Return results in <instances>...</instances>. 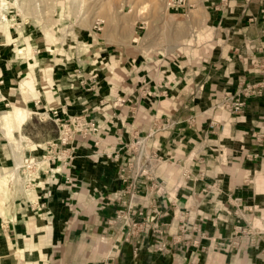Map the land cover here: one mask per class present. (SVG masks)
Masks as SVG:
<instances>
[{"label": "crops", "instance_id": "obj_1", "mask_svg": "<svg viewBox=\"0 0 264 264\" xmlns=\"http://www.w3.org/2000/svg\"><path fill=\"white\" fill-rule=\"evenodd\" d=\"M251 2L238 0L228 11L220 6L212 11L217 39L212 42L214 45L207 53L208 57H203L200 62L176 57L166 60L158 55L134 61L129 70L122 62L121 80L117 83L111 70L94 80L90 77L91 71L82 67L78 59L64 61L59 58V65L53 71L58 92H51L49 96L43 91L37 98L23 81L41 59L49 58L38 55L34 60L31 55L22 60L10 48V39L0 37V117L13 110L14 105L29 111L28 119L12 132L15 137H22L25 156L39 160L44 153L39 145L44 147L48 141L59 137L60 124L52 116V108L63 107L69 115L85 113L110 126L109 134L102 135L99 146L95 145V137L79 143L71 165L64 167L58 162L48 168L44 166L45 172L33 183V188L36 198L45 202L46 216L54 224L37 228L39 220H32L30 214L34 212L27 202L24 207L27 212L19 211L15 221H0V250L5 255H13L8 238L13 246L26 251V242L40 233L39 229L43 233L51 231V246L45 259L21 254L25 264H264L263 230L253 244L244 238L241 247L230 244L236 237L234 228L241 220L229 199L231 196L242 198L244 204H257L264 209V182L252 178L253 171L264 168V143L256 145L252 139L253 131L264 130V94L247 100L242 121L237 116L224 126L221 122L215 124L211 117L214 100L226 91H237L239 81L264 80V72L254 70L252 66V59L264 57V1ZM123 56L128 57L126 53ZM141 87L148 89L147 97L141 96ZM119 96L129 100L116 108L113 104ZM135 104H138L136 121L132 114ZM66 114L60 112L61 118H66ZM155 115L174 121L170 129L158 136L163 153L174 151L176 147L171 144L175 142L186 156L198 158L200 155L202 159V177L184 183L177 192V206L183 207L194 197H202L204 190L215 182L220 191L214 196L208 194L190 214L204 232L202 237L198 236L201 238L198 245L182 242L160 252L155 249L151 236L145 239L139 253L133 254L131 246L124 244L120 253L107 258L108 242L116 234L108 228V220L118 207L116 203H110L107 196L120 188L121 183L117 179L115 163L106 158L94 160L92 156L107 147L117 146L122 138L120 134L129 139L128 130L133 122L146 131ZM220 145H227L230 154L228 161L231 163L227 168L233 167L236 171H223L217 175L221 165ZM245 150L260 154L263 160L245 163ZM14 164L13 144L7 131L0 126V169ZM238 168L244 171V176L239 178L236 176ZM195 171L198 172V168ZM209 172L212 173L210 176ZM159 203L163 209L168 205L167 215L161 221L169 222L173 216L171 201L164 196L159 198ZM142 204L148 205V200L144 198ZM32 249L30 253L35 252ZM12 261L18 264L14 258Z\"/></svg>", "mask_w": 264, "mask_h": 264}, {"label": "rangeland", "instance_id": "obj_2", "mask_svg": "<svg viewBox=\"0 0 264 264\" xmlns=\"http://www.w3.org/2000/svg\"><path fill=\"white\" fill-rule=\"evenodd\" d=\"M2 1L5 3L4 5L1 4ZM166 1L167 0H1L0 11L5 15L6 19L0 20V37L7 36V38H16L18 42H21L25 37L35 34L36 43L32 47L34 51L27 56L33 55L34 60L38 58V55L40 57L56 59L57 65H59V58L64 61L78 59L82 67L91 71V79L93 78L95 80L96 77L102 78L104 74H108L111 70L113 71L111 72L113 78L118 79V81L116 80L115 82L119 83V80H121L119 79V72H121L120 66L122 62L126 64L129 70L130 66L134 64V61L140 62L143 59H152V56L158 55L161 58H166V60L168 59L167 57L171 59L176 57L178 59H195L197 62H200L203 57L207 58V53L211 51L214 45L212 42L217 39L215 38L216 29L213 23V16L211 15L212 11L218 6L228 11L229 8L231 9V6H234L232 3L238 0H188L189 3L194 6L191 11L186 14L179 8L170 11L167 9L166 11ZM248 1H252V4L256 2V0ZM252 9H255L254 5H252ZM97 19L104 20L105 22L100 31L93 30V24ZM10 48L12 51L15 49L13 43ZM111 53L116 55L111 56ZM123 53H126L128 57L125 58ZM179 55L181 56L179 57ZM40 61L36 67L40 65ZM91 66L95 67L91 69ZM108 69L109 71H107ZM23 85H25L24 82ZM49 92L56 93L58 89H51ZM215 103L216 99L214 100V104ZM214 104L212 105L213 111L211 110V112L214 113L211 114V117H214L213 120L215 124L222 123L225 126V124L231 123V120L237 116L240 117V121L244 120L241 115H243L246 108L240 114H229L227 111L220 110L219 108L215 109ZM16 138L19 144L18 151L23 153L22 137L17 136ZM252 139L256 145L264 143V141H256L253 135ZM171 146L176 147V149L168 153H163L162 151L166 162L162 168L158 170L159 176L169 182V187L173 188L172 186L175 185V182L184 181L183 174H181L182 172L180 173V170H182L181 166L175 163L174 158L172 159L176 154H179L178 158L182 157V163L185 165L184 167L189 169L190 179L196 177L201 178L202 173L200 170L203 171V169L201 167L202 159L200 155L197 156L198 158H193L191 155L186 156L181 148H177L175 142L171 144ZM226 146L220 145L218 147L221 165L218 166L217 175L221 174L223 171H236L233 167L227 168L231 162L228 161L230 159V154H228ZM197 151L198 150H195V152ZM96 153L94 155H96ZM193 154L195 153H192V155ZM243 157L246 158L245 163L248 160H258V162L263 160L260 154L246 150L243 152ZM99 158L101 157L93 159L99 160ZM44 166L48 168V162L44 164ZM15 168L16 160L13 166L3 170L0 169V175L7 173V171H12ZM196 168H198V172L195 171ZM60 171L59 169V172ZM242 171L238 168L236 172L238 178L244 176ZM24 172L25 168L21 166L17 172L21 180L19 179L20 181L14 186L13 191L11 193L9 192L13 202L21 207V209L18 208L20 213H22V211L27 212L24 209L26 203L33 202L32 200L36 199L35 194L33 199H30L28 193L29 189L33 188V186L27 188L28 192H22V190H24L23 183L25 180H28ZM210 174L212 173L209 172V176ZM252 174V178H255L257 182H264L263 167L256 169ZM71 181L70 179L69 182ZM208 187L209 188L204 190V195L202 197H194L190 200V203H186L183 207L177 206L178 191L175 192L170 189L173 198L171 196L166 197H168L170 201L173 200V202L176 203V207L171 206L176 210L177 216H179V211L187 208L189 210V217L191 218L190 222L197 223L201 227V224L196 222L195 217L190 216V214L197 209L196 204L198 205L199 203V205H201L204 202L203 199L209 196L208 194L214 196L220 191L216 182L211 188L210 186ZM230 204L235 207L231 202ZM246 206V209H244L243 206L240 208L235 207L236 215L241 220L238 225L253 226V231H255V233H261V230L264 231V209L257 204ZM32 212H34L30 214L32 220L34 222L39 220L37 225L44 223L54 224L53 220L46 216L44 209L39 212L32 210ZM20 213L18 212L17 215ZM162 219L163 218L160 219V222ZM0 221H2V223L6 222L2 217H0ZM175 223L177 224V221H175ZM170 230L172 233H176L177 226L171 227ZM201 231L204 235L202 227ZM186 234L188 236L191 234V237L197 242L193 243L194 241L191 239L189 244L187 243L188 240H181L174 243L171 236L164 235V239L169 241L167 249L173 248L182 242L196 246L201 239L198 236H203L201 233L191 230L187 231ZM50 236L51 231L48 230V232L45 233L46 239L49 238L46 241L47 243H52ZM8 239L7 241L11 244L10 253L13 255L7 256L0 250V256H4L3 258L6 264H13V258L15 263L18 261V264H25L23 256L21 253H18L20 249L13 246L11 243L12 240ZM19 240L23 241L22 238ZM152 240L153 243H155L154 238ZM123 245L124 244L117 239L115 234V238L108 242V250H106L107 252L105 253L106 257L112 258L120 253ZM155 249L158 250L156 246ZM24 254L28 258H33L32 253Z\"/></svg>", "mask_w": 264, "mask_h": 264}, {"label": "built area", "instance_id": "obj_3", "mask_svg": "<svg viewBox=\"0 0 264 264\" xmlns=\"http://www.w3.org/2000/svg\"><path fill=\"white\" fill-rule=\"evenodd\" d=\"M166 3L168 11L179 8L185 14L191 11L194 6L188 0H167ZM104 23V20L97 19L93 24V30L100 31ZM252 66L254 70L264 72V57L252 59ZM163 93L166 96L168 92L165 89ZM263 94L264 80L255 83H246L241 80L237 91H226L216 99L214 108L227 111L229 114H240L246 108L248 99L261 97ZM141 96H148L147 88L141 87ZM127 100L129 99L119 96L113 106L120 107ZM137 108L138 104L132 107L134 121L137 119ZM60 112L66 114L63 107L51 109L52 116L60 124L59 137L56 140L48 141L44 147L39 145L38 148L44 151L40 159L37 160L32 156L23 154L22 168H25L24 173L28 177V180L24 182L26 188L33 186V183L45 172L44 164L47 162L48 166L59 162L63 163L62 166L67 167L73 162L79 143L87 141L90 137H95V145L99 146L103 140L102 135L107 136L109 134L110 126L108 124L105 122L101 124L96 119L89 118L85 113L66 114V118L62 119ZM134 123L128 130L129 139L120 134L122 138L117 146L107 147L102 152H97L96 155L92 156L94 159L101 157L115 163L117 179L121 183L120 188L107 196L110 203L113 202L118 205L115 214L108 220V228L116 233L117 239L123 244L131 246L133 254L140 252L145 239L151 236L154 238V244L159 251L166 250L169 244V241L164 239V235L171 236L174 243L188 240L187 243L189 244L191 239L194 241L193 243H196L197 241L191 237L192 235L188 236L186 232L191 230L202 234L201 227L197 223L190 222L191 218L187 208L179 211V216L173 209L172 220L160 222V219L167 215L168 205L166 204L164 209L159 207V198L172 197L170 189L176 192L185 182L190 180V171L184 167L182 157L178 158L179 154H176L172 159L174 158L175 163H178L182 168L180 173L183 174V182H175L173 188H170L169 182L158 174V170L166 162L158 136L161 132L170 129L174 125V121L170 117L155 115L146 131ZM252 135L256 141H264V130L254 131ZM144 198L148 200V205L142 204ZM229 199L236 208L242 206L244 209L247 208L243 204L242 198L231 196ZM32 201L30 202L32 210L39 212L45 208L46 204L41 198L37 197ZM171 205L176 207L173 200ZM174 226H177L176 233H172L170 230ZM234 234L236 237L231 240L230 244L234 247H241L243 238L247 240V243L253 244L260 232L255 233L253 226L237 224L234 228Z\"/></svg>", "mask_w": 264, "mask_h": 264}, {"label": "bare ground", "instance_id": "obj_4", "mask_svg": "<svg viewBox=\"0 0 264 264\" xmlns=\"http://www.w3.org/2000/svg\"><path fill=\"white\" fill-rule=\"evenodd\" d=\"M1 4L4 5L5 3L2 1ZM165 6H166L165 9L167 11V3L165 4ZM2 19H6V17L0 11V20ZM9 39H10L9 43L10 44L13 43V46L15 47L14 49L15 55L20 57V59L23 60L27 57L29 53L30 54L33 53L34 50L32 47L36 43L35 34H32L29 37H25L21 42H18L16 38H9ZM55 65H57L56 59H41L40 65H38V67H35L32 70V72L28 73L25 76V79L23 81L25 84L24 86H26L28 89H31L33 94L32 96L34 98H37L39 94L43 91L48 92L49 96H51V92L49 91L51 89L57 88V85L54 82L52 76L53 68ZM29 115L30 113L25 107L14 105L13 110L9 111L6 114H3L0 117V126L7 131V135L12 141L13 150L15 152V160H16V168L14 170L9 172L7 171V173L0 175V217L4 218L6 222L15 221L17 213L19 212L18 208L21 209L19 205L13 202L12 196L9 194V192L11 193L13 191L14 186L21 180L17 172L18 169L23 165V158H24L23 153L21 151H18L19 144L17 138L13 135L14 133L13 130L15 128L19 129L22 126V124L28 119ZM23 184H24V190H22V192L23 193L28 192L25 183ZM259 190L261 189L258 188V191ZM34 192H35L34 188L29 189L28 193L30 199H33V196L35 194ZM46 224L47 223H44L38 225L37 227H40L42 225L46 226ZM37 231H39L40 233H36L33 239H29L26 242L27 244L26 251L20 249L18 253L24 254L26 252V254H28L31 252V249L34 248L35 252L32 253L33 258L45 259L46 252L50 248L51 242L48 243L46 242L47 239L45 237V233H43L39 229ZM3 257L0 256V264H6V262L4 261L5 259Z\"/></svg>", "mask_w": 264, "mask_h": 264}]
</instances>
